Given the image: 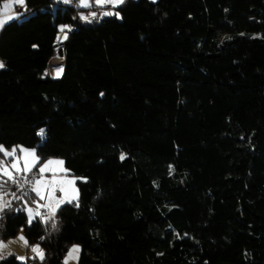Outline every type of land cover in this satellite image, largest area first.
<instances>
[{
  "label": "trees",
  "instance_id": "trees-1",
  "mask_svg": "<svg viewBox=\"0 0 264 264\" xmlns=\"http://www.w3.org/2000/svg\"><path fill=\"white\" fill-rule=\"evenodd\" d=\"M26 4L0 35V145L64 159L80 197L47 223L4 210L0 241L24 229L44 259L0 264L74 244L79 264H264V0Z\"/></svg>",
  "mask_w": 264,
  "mask_h": 264
},
{
  "label": "snow or ice",
  "instance_id": "snow-or-ice-1",
  "mask_svg": "<svg viewBox=\"0 0 264 264\" xmlns=\"http://www.w3.org/2000/svg\"><path fill=\"white\" fill-rule=\"evenodd\" d=\"M17 4L23 5L25 0H15ZM65 2H69V0H65ZM97 3L103 5L104 3H110L113 7L118 6L119 4L124 3V0H97ZM83 6L87 7L88 3L87 0H84ZM11 4L5 5V9H10ZM105 16H112L116 15L119 16V13L113 12H105L103 13ZM95 16V13H93ZM13 17L9 15H5L3 18H0V28L4 26L8 19H12ZM85 20H89V17H83ZM61 33H64L63 39H67V34L65 33V28L60 29ZM58 41L61 37L57 38ZM3 62H0V68H3ZM63 72V68L60 67L56 70L55 75L59 77ZM39 135L41 137L44 136V130L41 129ZM21 155L17 156V149H12L11 151L5 150L2 146H0V153H3L7 157H11L10 161H0V177H6L8 181H11L13 184L17 185L20 189L24 188L25 184L31 185V192L35 193L40 200L45 201L44 204H39L38 201H34L36 203V208L33 209L31 207L26 208V212L28 214V223L31 224L32 220L40 216L41 220L45 223L48 220H52L55 217L56 211L60 207L62 203H71L72 201H78V190L75 188V180L74 179H67V170L63 168V161L62 160H52L48 159L43 164H40V157L37 155L35 150H28V149H19ZM124 157L122 156L121 159ZM40 164V167L37 169L36 174L34 175L33 179H29L28 174L33 173V169ZM51 172L52 177L51 179L46 178L45 173ZM62 172L64 175L58 176V173ZM3 185L0 184V213L4 211L6 208L11 207V203L9 201H5L3 199ZM59 190L64 194V196L60 199L55 197V192ZM47 193V195H45ZM15 198V193L12 194ZM27 195V193H25ZM23 199V196L19 197ZM78 207V202L76 204ZM46 208L48 210L47 216H41L40 209ZM51 227L53 229L56 228V223L53 222ZM20 241L27 246L28 241L27 238L24 236L17 237ZM43 239V238H41ZM15 241H9L8 243H14ZM8 247V244L3 243L0 241V253H3L4 249ZM32 251L36 253L41 261L44 259L43 250L36 245L32 248ZM79 248L73 247V249L69 252L68 257L65 259V264H68L69 259H78ZM8 255H13L12 253H8ZM4 255L0 254V259H3ZM36 257H33L35 259ZM19 260H25V257H17Z\"/></svg>",
  "mask_w": 264,
  "mask_h": 264
},
{
  "label": "rangeland",
  "instance_id": "rangeland-1",
  "mask_svg": "<svg viewBox=\"0 0 264 264\" xmlns=\"http://www.w3.org/2000/svg\"><path fill=\"white\" fill-rule=\"evenodd\" d=\"M60 1H65V0H60ZM90 0H87V2H89ZM70 2H71V0H69V2H65L67 5H71L70 4ZM126 2V0H124V3ZM96 3H97V1H96ZM124 3H122V4H124ZM8 4H11V7H12V5L13 4H15V0H10L8 3H3L2 4V6H3V8L1 9V11H0V18H3L6 14L4 13V12H6V9H5V5H8ZM98 4V3H97ZM122 4H119L118 6H115V7H113L110 3H104L103 5H100V4H98L99 6L98 7H100V14L99 15H97V13H95V16H93V17H95V18H97V20H101V19H103V18H106V17H115L116 15H112V16H105V15H103V13H105V12H113V13H119L115 8H117V7H119V6H121ZM18 5H20V4H18ZM21 6V5H20ZM22 7H23V14H22V16L20 17L21 19L23 18V17H25L26 16V13H27V4H26V0H25V3L22 5ZM80 7L81 8H85V6H83V4L81 5L80 4ZM87 7H89V6H87ZM91 7V6H90ZM103 7V8H102ZM9 10H11V8L9 9ZM83 13L84 12H81V14L83 15ZM117 17V16H116ZM118 18H120V13H119V16H118ZM12 21H14V20H10V22H12ZM10 22H7L6 24H4V26L5 25H7L8 23H10ZM3 26V27H4ZM3 27L2 28H0V35H1V31H2V29H3ZM65 28V31H66V29H68L66 26H61L60 27V29L61 28ZM66 33V32H65ZM67 34V33H66ZM63 35H64V33H61V39L62 40H65V39H63L62 37H63ZM68 35V34H67ZM59 55H57V57H55V58H53L52 59V61L55 59V60H58L57 62H52L51 61V63H50V66H49V69H48V75L50 76V78H52V79H54V80H56V79H60L63 75H64V67H62L63 65H64V59H62V58H60V57H58ZM0 62H2V60H0ZM60 67H62L63 68V72H62V74L59 76V77H57L56 75H55V73H56V70L58 69V68H60ZM0 146H2L5 150H7V151H11L12 149H17V156H19V155H21V153H20V151H19V149H21V148H23V149H28V150H35V149H30V148H25V147H22V146H19V147H13V148H11V149H9V148H6L5 146H3V145H0ZM36 151V150H35ZM12 158L11 157H7V156H5L3 153H0V161H10ZM52 160H62L64 163H63V168L64 169H66L67 170V179H74L76 182H75V188L78 190V199H79V197H80V193H79V188H78V181L79 180H81V178H78V177H75V176H72V175H70L69 174V171H68V169H67V167H66V165H65V160L64 159H61V158H53ZM43 164V163H42ZM38 166V165H37ZM36 166V167H37ZM40 167V165L38 166V168ZM36 170H35V168L33 169V173H35L36 174V172H35ZM29 175V174H28ZM60 175H64V173H62V172H59L58 173V176H60ZM45 176H46V178H48V179H51V177H52V173L51 172H48V173H45ZM7 180V178L6 177H0V184H2L3 185V189H2V192H3V199L5 200V201H9L10 203H11V207L10 208H6V209H11V208H13V207H15L16 208V210H18L19 208H24V209H26V208H29V207H31V208H33V209H35L36 208V203H34V201H38L39 202V204H44L45 203V201H43V200H40L39 199V197H37V196H35V197H32L31 198V200H29V199H25L24 197H23V203L22 204H17V200H16V190H14L13 189V187H12V182L11 181H8L7 183H4V181H6ZM13 193H15V198L13 197ZM36 195V194H35ZM45 195H47V193H45ZM64 196V194L62 193V192H60L59 190H57L56 192H55V197L57 198V199H60V198H62ZM72 202H77L76 200H74V201H72ZM71 202V203H72ZM65 204H67V203H62L61 205H60V207L61 206H63V205H65ZM6 209H4V210H6ZM26 211V210H25ZM57 212V211H56ZM27 213V212H26ZM40 213H41V216H47V213H48V210L46 209V208H41L40 209ZM1 214V213H0ZM27 216H28V214H27ZM37 217H40V216H37ZM36 218V217H35ZM35 218L32 220V222L35 220ZM24 236L25 237V234H24V229H22V230H20L19 231V233L17 234V236L16 237H14V238H11V239H8V240H3L2 242L3 243H5V244H8V247L6 248V249H4V251H3V253H0V254H2V255H4V257H7V256H9L8 255V253H12L13 255H15L16 257H25L26 259L25 260H19L18 259V261L20 262V263H26V261L28 260L27 258V256H26V249L27 248H30L29 250H30V253H29V258L30 259H33V257H36L35 255H36V253H34L33 251H32V248L34 247V246H36V245H39V244H36V243H34V244H30V243H28L27 244V246H25L24 245V243L22 242V241H20L19 239H17V237H19V236ZM9 241H15L14 243H8ZM39 247L43 250V248L39 245ZM73 247H78L79 248V253H78V259H75V258H73V259H69L68 260V264H79V258H80V254H81V245H79V244H74V245H72L70 248H69V250H68V252H67V254H66V256H65V259L68 257V254H69V252L73 249Z\"/></svg>",
  "mask_w": 264,
  "mask_h": 264
},
{
  "label": "crops",
  "instance_id": "crops-1",
  "mask_svg": "<svg viewBox=\"0 0 264 264\" xmlns=\"http://www.w3.org/2000/svg\"><path fill=\"white\" fill-rule=\"evenodd\" d=\"M10 0H7V1H5V2H3V3H8ZM96 1L97 0H90L89 2H87L88 3V6L89 7H85V8H81L80 7V4L82 5L83 4V2H84V0H75V2H76V5H75V8H77V9H79L80 10V12H79V14L81 15V17L83 18V17H87V16H92L93 17V13H97V15H99L100 14V7H98L99 5L96 3ZM65 2V1H64ZM70 4L71 5H73V3H72V0H71V2H70ZM91 6V7H90ZM3 8V6L1 7V9ZM103 8V7H102ZM28 11V10H27ZM23 12V7H22V5L20 6V5H18L16 2H15V4H13L12 5V7H11V10H9V9H7L6 10V12H4L6 15H9V16H11V17H13L12 19H8L7 20V22H10V20H17V19H19L21 16H22V13ZM81 12H84L83 13V15L81 14ZM93 18H95V17H93ZM84 19V18H83ZM95 19H97V18H95ZM6 22V23H7ZM5 23V24H6ZM4 28V27H3ZM3 62V61H2ZM64 63H65V61H64ZM3 64H4V62H3ZM4 66H5V64H4ZM62 67H64V65L62 66ZM31 194H32V196L33 197H35L36 195H35V193H33V192H31ZM30 248H27L26 249V256L29 258V253H30V250H29ZM43 253H44V250H43ZM36 256V258H38L39 259V257L37 256V255H35ZM27 258V259H28Z\"/></svg>",
  "mask_w": 264,
  "mask_h": 264
},
{
  "label": "built area",
  "instance_id": "built-area-1",
  "mask_svg": "<svg viewBox=\"0 0 264 264\" xmlns=\"http://www.w3.org/2000/svg\"><path fill=\"white\" fill-rule=\"evenodd\" d=\"M72 3H73V6L75 7V5H76L75 0H72ZM87 17H89V16H87ZM28 177L31 180V179H33L34 175L29 174ZM12 187L17 189L16 192H15L16 193V200H19L20 199L19 197L24 196L25 193L28 194L30 192V189H31V185L30 184H25L24 188L20 189L17 185L12 183Z\"/></svg>",
  "mask_w": 264,
  "mask_h": 264
},
{
  "label": "bare ground",
  "instance_id": "bare-ground-1",
  "mask_svg": "<svg viewBox=\"0 0 264 264\" xmlns=\"http://www.w3.org/2000/svg\"><path fill=\"white\" fill-rule=\"evenodd\" d=\"M53 61H54V62H57L58 60H55V59H54ZM53 61H52V62H53Z\"/></svg>",
  "mask_w": 264,
  "mask_h": 264
}]
</instances>
